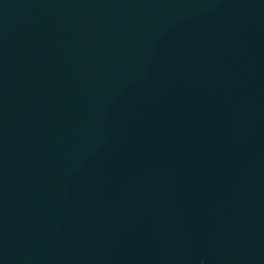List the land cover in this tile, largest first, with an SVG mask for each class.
Masks as SVG:
<instances>
[{"label":"water","instance_id":"water-1","mask_svg":"<svg viewBox=\"0 0 264 264\" xmlns=\"http://www.w3.org/2000/svg\"><path fill=\"white\" fill-rule=\"evenodd\" d=\"M0 264H264V0H0Z\"/></svg>","mask_w":264,"mask_h":264}]
</instances>
